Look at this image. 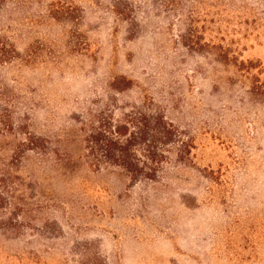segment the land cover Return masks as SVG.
<instances>
[{"label": "rangeland", "instance_id": "obj_1", "mask_svg": "<svg viewBox=\"0 0 264 264\" xmlns=\"http://www.w3.org/2000/svg\"><path fill=\"white\" fill-rule=\"evenodd\" d=\"M0 48V264H264V0H0ZM142 115L153 180L88 157Z\"/></svg>", "mask_w": 264, "mask_h": 264}, {"label": "trees", "instance_id": "obj_2", "mask_svg": "<svg viewBox=\"0 0 264 264\" xmlns=\"http://www.w3.org/2000/svg\"><path fill=\"white\" fill-rule=\"evenodd\" d=\"M3 50L0 48V62L4 59ZM135 121L136 131L125 137L124 125H114L108 130L99 125L93 129L85 139L87 155L96 162H105L123 168L131 177L136 180L145 178L153 180L158 170V164L164 160V153H150L157 144H167L171 141V126L158 117L145 116ZM162 121V122H161ZM40 137L34 135L25 138L23 141H6L4 146H12V152L19 148L26 147V150L37 149ZM35 143V145H34ZM140 146L145 153H129V148ZM5 149V148H4ZM21 152V151H20ZM17 176L8 172V169H0V222L9 219L17 207L16 200L19 198L11 189L10 183H14ZM9 217V218H8Z\"/></svg>", "mask_w": 264, "mask_h": 264}]
</instances>
